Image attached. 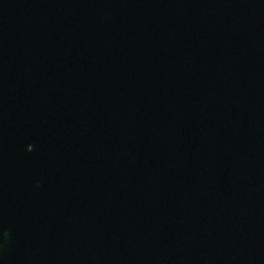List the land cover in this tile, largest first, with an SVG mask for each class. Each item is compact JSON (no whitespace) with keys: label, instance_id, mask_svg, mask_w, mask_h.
Returning <instances> with one entry per match:
<instances>
[{"label":"water","instance_id":"water-1","mask_svg":"<svg viewBox=\"0 0 264 264\" xmlns=\"http://www.w3.org/2000/svg\"><path fill=\"white\" fill-rule=\"evenodd\" d=\"M0 264H264V0H0Z\"/></svg>","mask_w":264,"mask_h":264}]
</instances>
